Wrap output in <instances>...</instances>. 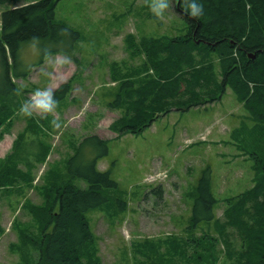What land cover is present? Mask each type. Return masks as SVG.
Wrapping results in <instances>:
<instances>
[{"label":"rangeland","instance_id":"1","mask_svg":"<svg viewBox=\"0 0 264 264\" xmlns=\"http://www.w3.org/2000/svg\"><path fill=\"white\" fill-rule=\"evenodd\" d=\"M35 1L40 0H0V14ZM147 4L148 0H58L55 21L78 33L75 45L68 52L42 58L41 64L32 65L26 79H12L22 104L34 89L53 91L73 77L69 94L54 111L25 116L18 110L0 128V161L11 154L17 136L30 126L41 130L34 132V139L42 144L39 149L46 150L43 159L37 160V154L18 156L21 161L16 169L27 172V180L0 185V264H23L22 250L34 260L35 253L29 247L22 249L21 241L38 236L40 217L35 216V208L43 205L56 181L51 172L63 174L66 159L89 134L106 140L108 154L98 160L97 168L109 170L117 183L106 205L86 213L91 234L87 248L94 249L98 264H233L239 239L224 244L221 236L222 231L231 237L236 234L230 228L217 232L214 221L190 228V210L206 168L216 201L215 219L222 218L226 199L252 186L248 144L240 142V132L239 140L233 133L247 116L236 96L226 88L205 106L160 113L137 134L119 136L111 130L122 115L121 108L108 106L119 86L124 82L136 85L145 76L139 70L144 54L134 44L142 37L170 38L185 31L173 0L159 19ZM251 30L248 22L243 34ZM20 52L25 64L38 61L39 50L31 44ZM213 64L217 72L216 60ZM53 120L61 126L54 128ZM116 197L125 202L122 210L117 208Z\"/></svg>","mask_w":264,"mask_h":264},{"label":"trees","instance_id":"2","mask_svg":"<svg viewBox=\"0 0 264 264\" xmlns=\"http://www.w3.org/2000/svg\"><path fill=\"white\" fill-rule=\"evenodd\" d=\"M57 1H35L0 14V128L21 106L18 87L12 79H26L32 65L41 64L42 58L68 52L75 45L78 33L55 21ZM173 1L185 31L170 38L142 37L134 44L135 50L144 54L139 70L145 76L136 85L124 82L119 86L116 98L108 106L121 108L122 115L111 130L119 136L140 133L156 115L174 108L188 111L205 106L228 88L247 114L240 130L233 133L239 140L240 132V142L248 144L254 172L252 186L226 199L222 218L215 219L210 170L204 169L195 188L190 228L201 221H214L217 232L230 228L236 236L222 231L221 239L224 244L239 239L232 263L264 264V0H201L204 14L198 18L183 13V0ZM248 22L252 30L245 36ZM33 37L39 38L38 61L25 64L20 50L31 44ZM247 53H254V58L249 59ZM214 60L217 72L213 69ZM72 79L53 90L57 104L66 99ZM39 131L38 126H30L17 136L11 154L0 161V185L28 179L27 172L16 169L21 161L18 156L37 154V160L43 159L46 150L39 149L38 144H42L34 139V132ZM107 154L106 140L89 134L66 159L64 173L51 172L56 181L44 196L43 205L35 208V216L40 217L36 220L38 236L21 241L22 249L29 247L35 258L31 260L22 250L23 264H98L94 249L87 248L91 234L86 213L106 205L109 193L117 190L110 171L96 168L97 161ZM115 201L119 210L125 207L119 197Z\"/></svg>","mask_w":264,"mask_h":264},{"label":"clouds","instance_id":"3","mask_svg":"<svg viewBox=\"0 0 264 264\" xmlns=\"http://www.w3.org/2000/svg\"><path fill=\"white\" fill-rule=\"evenodd\" d=\"M172 0H148V10L154 18H163L170 8ZM177 2V0H175ZM180 2V0H179ZM184 11L190 17L198 18L204 14V6L201 0H183ZM39 43L38 37H33L31 46L37 48ZM57 101L54 92L48 88H36L31 92L30 98L25 100L19 112L25 116H31L33 111L40 113H49L55 110ZM52 126L59 128L61 123L59 120H53Z\"/></svg>","mask_w":264,"mask_h":264},{"label":"bare ground","instance_id":"4","mask_svg":"<svg viewBox=\"0 0 264 264\" xmlns=\"http://www.w3.org/2000/svg\"><path fill=\"white\" fill-rule=\"evenodd\" d=\"M183 13H185V12H183ZM197 42H198V41H197ZM247 57H248L249 59L254 58V53H247Z\"/></svg>","mask_w":264,"mask_h":264}]
</instances>
